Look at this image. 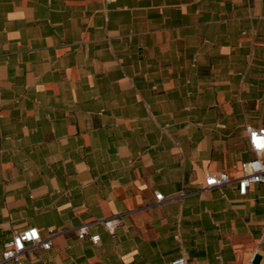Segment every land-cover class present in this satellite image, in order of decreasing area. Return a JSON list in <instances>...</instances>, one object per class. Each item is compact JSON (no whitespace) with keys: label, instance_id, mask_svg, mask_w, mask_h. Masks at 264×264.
Listing matches in <instances>:
<instances>
[{"label":"crops","instance_id":"obj_1","mask_svg":"<svg viewBox=\"0 0 264 264\" xmlns=\"http://www.w3.org/2000/svg\"><path fill=\"white\" fill-rule=\"evenodd\" d=\"M247 126L264 0H0V253L35 229L21 264H264Z\"/></svg>","mask_w":264,"mask_h":264},{"label":"built area","instance_id":"obj_2","mask_svg":"<svg viewBox=\"0 0 264 264\" xmlns=\"http://www.w3.org/2000/svg\"><path fill=\"white\" fill-rule=\"evenodd\" d=\"M258 1V0H253ZM247 143L250 151L254 154V160L246 163L243 167V176L236 181L238 194L245 196L248 188L251 185H264V129H255L246 127ZM232 180L226 174L219 176L208 175L205 179L207 188H220L230 185ZM157 202L163 201V195L156 194ZM107 233L114 237L115 229L120 224L118 218H110L99 221ZM78 239L83 240L89 236L88 225H82L77 232ZM92 244L96 245L100 241L98 235L89 236ZM40 246L43 250H48L51 247L50 241H42L38 232L35 229H29L19 233H15L13 237L3 244V250L0 253V264H21V259L25 253ZM253 261V260H252ZM171 264H188L185 257H180L171 262Z\"/></svg>","mask_w":264,"mask_h":264}]
</instances>
